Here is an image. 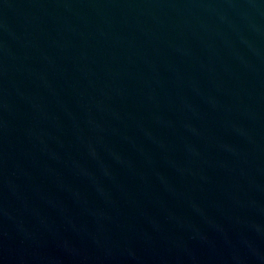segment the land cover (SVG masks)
Here are the masks:
<instances>
[{
	"label": "water",
	"instance_id": "95a60500",
	"mask_svg": "<svg viewBox=\"0 0 264 264\" xmlns=\"http://www.w3.org/2000/svg\"><path fill=\"white\" fill-rule=\"evenodd\" d=\"M0 264H264V0H0Z\"/></svg>",
	"mask_w": 264,
	"mask_h": 264
}]
</instances>
